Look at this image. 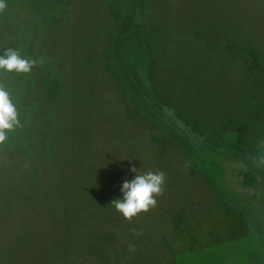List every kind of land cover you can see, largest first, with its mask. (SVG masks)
<instances>
[{
	"label": "trees",
	"instance_id": "1",
	"mask_svg": "<svg viewBox=\"0 0 264 264\" xmlns=\"http://www.w3.org/2000/svg\"><path fill=\"white\" fill-rule=\"evenodd\" d=\"M151 1L4 0L0 10V55L12 48L35 61L29 73L0 70L20 121L0 144V205L16 188L14 174L26 175L36 198L23 211L40 227L41 242L59 239L67 250L73 240L79 258L94 264L110 262L119 248L115 221L134 232L164 213L181 229L185 176L217 194L218 172L213 177L204 146L220 151L232 131L246 147L249 131L264 135V53L244 44L216 47L199 32L194 40L181 26L172 32L166 12L157 14L158 1L154 8ZM171 47L195 54L202 66L188 69L185 62L166 74ZM237 64L244 72L239 80L230 76ZM106 92L116 104L112 112ZM139 146L152 153L150 171L166 179L156 206L127 220L110 203L133 178L131 167L148 172ZM52 187L55 198L44 197ZM2 216L5 224L7 212ZM122 242L130 245L132 237Z\"/></svg>",
	"mask_w": 264,
	"mask_h": 264
},
{
	"label": "rangeland",
	"instance_id": "2",
	"mask_svg": "<svg viewBox=\"0 0 264 264\" xmlns=\"http://www.w3.org/2000/svg\"><path fill=\"white\" fill-rule=\"evenodd\" d=\"M157 1V6L155 0L150 5L156 6L157 14L166 12L172 32L181 26L194 40L197 39L195 32H199V38L214 41L216 47L221 43L227 48L244 44L264 53V0ZM104 7L103 3L96 8ZM185 42L189 45L188 40ZM170 50L167 56L172 64L166 74L183 69L185 62L188 69L200 66L201 61L193 57L195 54L182 55L173 47ZM211 58L212 55H207L203 61L209 74ZM219 63L223 66L222 61ZM238 64L232 66L230 73L235 80L241 79L244 73ZM211 77L208 75L205 79ZM169 79L167 76L166 80ZM111 94L103 93V97L111 100L105 104L108 109L109 104L112 105V112L116 104L112 103ZM230 134L217 154L204 146L213 177L218 172L216 182L214 180L217 194L199 178L190 181L185 176L180 190L188 195L185 203H181L186 207L187 218L181 229L173 227L175 223L168 221L164 213L151 216L148 226L134 232L120 229L119 221H115L117 226L113 231L120 245L117 252L112 253L114 259L111 255L110 262L105 264H264V135L260 131L255 134L249 131L242 139L248 140L246 147L234 135L236 132ZM139 148V163L145 170H152L155 163L150 149ZM250 176H253L252 182ZM14 177L17 178L16 188L4 199L7 203L0 205V220L4 218L3 213L8 214L5 224L0 222V264H94L91 259L79 258L81 249L73 240L67 250L58 246L59 239L50 237L46 246L41 242L40 227L28 221L23 211L27 202L32 203L36 198L27 190L29 178L19 173ZM46 195L55 198L53 187L44 197ZM161 219H166L165 223ZM4 225L6 228L2 229ZM124 236H131L132 243L136 238L139 241L127 245L122 242Z\"/></svg>",
	"mask_w": 264,
	"mask_h": 264
},
{
	"label": "clouds",
	"instance_id": "3",
	"mask_svg": "<svg viewBox=\"0 0 264 264\" xmlns=\"http://www.w3.org/2000/svg\"><path fill=\"white\" fill-rule=\"evenodd\" d=\"M5 7L4 0H0V10ZM34 64L35 61L21 57L12 48L0 55V70L7 73H29ZM18 116L19 113L10 92L7 88L0 86V144L8 139L9 132L19 126ZM130 172L133 178L122 183L121 197L110 203L127 220L156 206V197L162 194L166 179L163 172H142L136 167H131Z\"/></svg>",
	"mask_w": 264,
	"mask_h": 264
}]
</instances>
